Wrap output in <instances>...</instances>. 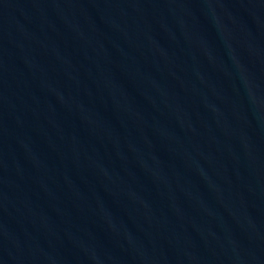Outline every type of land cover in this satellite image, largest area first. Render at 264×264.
Here are the masks:
<instances>
[{
	"label": "water",
	"instance_id": "obj_1",
	"mask_svg": "<svg viewBox=\"0 0 264 264\" xmlns=\"http://www.w3.org/2000/svg\"><path fill=\"white\" fill-rule=\"evenodd\" d=\"M0 229L22 264H264V0H0Z\"/></svg>",
	"mask_w": 264,
	"mask_h": 264
}]
</instances>
